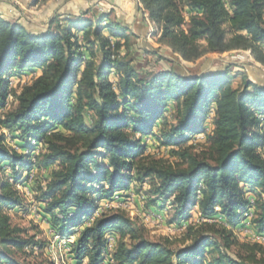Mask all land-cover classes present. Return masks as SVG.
Returning a JSON list of instances; mask_svg holds the SVG:
<instances>
[{"label":"trees","instance_id":"16d2710c","mask_svg":"<svg viewBox=\"0 0 264 264\" xmlns=\"http://www.w3.org/2000/svg\"><path fill=\"white\" fill-rule=\"evenodd\" d=\"M138 2L159 28L157 42L181 60L250 50L264 66V0ZM127 31L106 13L96 19L83 12L56 15L38 33L0 14V107L11 95L8 76L39 71L14 93L16 107L0 119V128L9 135L17 131L20 140V151L9 148L0 132V168L8 166L18 182L19 173L34 165L58 164L45 187H39L37 200L54 233L61 239L74 236L66 248L75 264H106L108 235L116 237L113 264H264V246L258 243H242L246 255L238 259L225 252L236 244L232 228L247 213L252 212L253 231L264 233V86L244 78L241 87H233L227 70L187 75L165 69L140 77L121 54ZM171 105L174 121L168 123ZM198 135L205 143L195 152L189 141ZM148 136H156L176 160L165 164L146 154ZM36 148L43 150L32 161L29 155ZM145 180L157 197L170 202L176 225L186 223L193 209L199 219L221 222L189 224L190 242L172 251L138 237L119 208L99 212L101 200ZM23 205L3 176L0 264H29L12 253L39 245L11 223L7 210Z\"/></svg>","mask_w":264,"mask_h":264},{"label":"rangeland","instance_id":"374dc122","mask_svg":"<svg viewBox=\"0 0 264 264\" xmlns=\"http://www.w3.org/2000/svg\"><path fill=\"white\" fill-rule=\"evenodd\" d=\"M126 1L130 4L131 16L127 14L124 8L126 4L123 0H19L20 5L14 4L12 0H0V10L9 9L12 13V16H8L10 21H15L14 17L20 18L28 30L36 33L45 31L50 19L56 15L61 17L67 14L75 16L83 12L87 17L96 19L100 13H106L109 20L117 21L128 28V43L122 47L121 54H125L126 59L137 70L140 77H147L165 69H174L178 73L187 75L227 70L231 76L233 87H241L244 78L264 86V66L255 61L232 59L227 52L206 54L194 62L181 60L168 47L157 42L159 28L156 25H153L154 33L150 38L148 37L149 27L142 11L139 8L137 9L138 1ZM225 1L227 2V0ZM49 16L51 17L49 18ZM183 16L185 22H187L186 9L183 10ZM186 26L187 24L184 25V28ZM224 27L228 30L227 25ZM37 75H39V71L21 77L8 76L11 95L8 96L4 107H0V119L3 118L5 113L16 107L17 102L14 93H19L22 87L30 84ZM165 118L168 123L174 121L173 105L169 107ZM211 123L212 117L210 115L207 125L208 133L210 132ZM159 125L160 123L154 128L156 135L159 134ZM0 132L5 133L9 148L20 151V148L16 145L20 141L17 139L19 134L17 131L9 135L5 128H0ZM144 140L146 154L152 158L165 164L176 160L168 151L169 149L158 145L156 136H148ZM204 140L203 135H198L195 139L190 140L189 144L195 143V152H197L204 147ZM41 150L43 149L31 152L30 159L35 161L36 157L41 154ZM57 165L48 167L34 165L32 168L19 173L20 179L18 182L14 180L13 172L8 166L0 168V179L3 176L7 178L23 198L24 205L22 207L7 210L11 216V223L23 228L27 236H34L35 240L39 242L38 247L34 250H28L25 253H12L14 259L19 262L29 264H75L67 253V239H61L59 235L53 232L43 215L44 205L37 200L39 187H45V182L49 180L51 171L57 168ZM248 195L250 200L254 199L250 193ZM162 199L153 193V187L149 180L136 181L130 184L127 191L114 195L111 200H101L99 202V212L104 210L106 202L111 201L114 205H118L119 209L132 221L138 237L151 242H158L174 251L190 242L187 237V226L196 224L199 215L196 209H193L191 218L186 223L178 226L172 222L174 214L170 202H163ZM99 212L93 217L98 216ZM247 214L240 225L232 228L236 244L225 250L226 254L235 259L246 255L240 245L250 242V232H254L250 223L251 217L249 218V214H252V212ZM217 220L221 222L220 218H217ZM91 222L92 219L87 220L84 224L87 225ZM109 236L113 240L114 248L116 237ZM216 241L221 243L218 237H216ZM126 242L130 243L131 240L128 238ZM112 251L109 253H112ZM257 257L259 258L260 255L257 254ZM85 262L83 261L82 264H86Z\"/></svg>","mask_w":264,"mask_h":264},{"label":"built area","instance_id":"2783aa9c","mask_svg":"<svg viewBox=\"0 0 264 264\" xmlns=\"http://www.w3.org/2000/svg\"><path fill=\"white\" fill-rule=\"evenodd\" d=\"M12 1H13L14 4L20 5L19 0H12ZM138 6L139 7L141 6L139 2H138ZM144 17H145L146 23L148 24V27H149L148 37L150 38L152 36V34L154 33V31H155V29H153V25L154 24L152 22H150L146 18L145 15H144ZM227 54L230 55V57H232V59H235V60H239V61H244V60L254 61V59H253V57L251 55L250 50H233V51L227 52ZM32 143H34V142H32ZM37 150H39V148H36V151ZM36 153L38 154L39 152H36ZM250 201H251V203H253V199H251ZM104 207H105V208H103L104 210L111 209V208H114V209L119 208L118 205H114L113 203H111V201L106 202L104 204ZM216 210H218V208H216ZM251 216H252V214H249V218ZM200 220L201 221H207V222H210V221L220 222L217 219L209 220V219H205V218H201V219L198 218V221L197 222H199ZM250 235H251L250 242H252V243H258V244H261V245L264 246V233L263 234H257L255 232H250ZM73 240H74V236H70L67 239L68 242H72ZM106 246H107L106 249H107V254H108V257L106 258L107 264H113V261H112V258H111V253H109L113 249V240L110 239V236L109 235L107 236V244H106Z\"/></svg>","mask_w":264,"mask_h":264},{"label":"crops","instance_id":"0c3cea01","mask_svg":"<svg viewBox=\"0 0 264 264\" xmlns=\"http://www.w3.org/2000/svg\"><path fill=\"white\" fill-rule=\"evenodd\" d=\"M123 2H124V4H126V5H124V8L126 9V11H127V14H129L130 16H131V12H130V4H129V2H127L126 0H123ZM139 7L137 6V9H138ZM0 14L4 17V18H6V19H8V20H10V18L8 17V16H12V13L10 12V10L8 9V10H0ZM14 15V14H13ZM51 16H49V18H50ZM14 19H15V21H17V22H19V23H21L22 25H23V23L21 22L22 20L20 19V18H15L14 17ZM14 21V20H13Z\"/></svg>","mask_w":264,"mask_h":264}]
</instances>
